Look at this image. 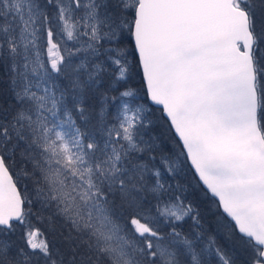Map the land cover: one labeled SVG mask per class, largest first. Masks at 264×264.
<instances>
[{
  "label": "snow or ice",
  "instance_id": "1",
  "mask_svg": "<svg viewBox=\"0 0 264 264\" xmlns=\"http://www.w3.org/2000/svg\"><path fill=\"white\" fill-rule=\"evenodd\" d=\"M0 264H264V0H0Z\"/></svg>",
  "mask_w": 264,
  "mask_h": 264
}]
</instances>
